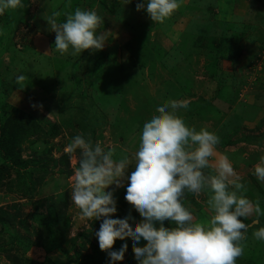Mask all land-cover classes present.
Listing matches in <instances>:
<instances>
[{
	"label": "rangeland",
	"instance_id": "rangeland-1",
	"mask_svg": "<svg viewBox=\"0 0 264 264\" xmlns=\"http://www.w3.org/2000/svg\"><path fill=\"white\" fill-rule=\"evenodd\" d=\"M138 2L124 5V0H71L69 5L68 0H30L25 9L0 16V123L14 118L13 109L18 107L40 122L44 119L41 124L45 129L52 123L59 127L55 137L37 133L23 140L22 157L38 162L27 168L33 171L27 179L18 176L17 166L0 160V217L8 221V225L0 221V245L4 248L0 264H51L45 260L44 251L50 235L43 233L32 215L46 213L61 192L70 194L68 178L78 166V154L69 159V165L55 161L65 154L63 149L72 137L83 133L93 143L102 141L116 149L117 157L122 149L132 152L143 122L157 103L167 99L189 102L187 110H180L185 121L197 130L206 126L216 132L220 136L218 155L238 160L231 162L238 182L244 184L242 194L252 203L253 194L261 197L264 184L257 181L254 167L264 156V0H182L173 20L170 17L164 23H155L146 11H137ZM77 7L95 9L105 18L101 31L109 32V40L102 50H85L80 57L60 56L54 51L56 33L44 16L59 11L62 21ZM206 7L209 15L203 12ZM9 15L16 21L9 22ZM221 21L230 23L225 29L229 28L232 35L220 50L224 57L223 79L228 86L225 92L230 93L227 101L219 99L218 82L206 73L213 56L216 52L218 55ZM200 31L211 36L189 50L190 41ZM147 35L150 37L144 42ZM183 37L187 41L185 49L184 44H178ZM170 50L182 56L177 60L166 55ZM20 74L26 77L21 86L15 79ZM255 103L262 105L250 109L247 119L244 110ZM245 137L254 138L244 141ZM204 172L215 174L208 168ZM121 185L110 186L107 191H114L115 215L123 218L130 214L129 223L134 225L142 218L134 216L133 205L129 210L125 207L126 180ZM208 195L207 191L198 196L185 195L184 203L196 221L212 215L207 207ZM68 203L62 211L64 232H58L59 247L49 257L55 259L61 254V260L76 264L80 252H94L91 243L99 246L95 232L100 226L79 219L71 198ZM259 207L264 212L263 205ZM254 221L264 227L262 215ZM254 221L249 224L244 255L237 264H254L252 259L264 264V242L252 235L259 228ZM164 225L175 227L170 220ZM12 233L36 244L25 251L21 244L12 243ZM130 240L125 237L127 250L116 264H138Z\"/></svg>",
	"mask_w": 264,
	"mask_h": 264
},
{
	"label": "clouds",
	"instance_id": "clouds-1",
	"mask_svg": "<svg viewBox=\"0 0 264 264\" xmlns=\"http://www.w3.org/2000/svg\"><path fill=\"white\" fill-rule=\"evenodd\" d=\"M29 2L0 0V16L10 10L25 9ZM181 2L140 0L136 10L146 11L155 23H164ZM130 3L132 0H124V5ZM61 15L55 11L44 16L56 33L54 51L60 56L80 57L85 50L105 47L109 32L101 31L105 18L95 9L77 7L62 21ZM15 79L21 86L26 77L20 74ZM188 108L187 100L167 99L157 103L140 128L133 145L135 150L122 149L119 157L115 148L102 141L93 143L83 133L72 137L64 147L70 158L78 154V166L68 178L71 201L79 210V219L102 220L95 236L100 249L107 252L108 264L123 260L127 250L125 237L131 238L138 264H237L244 255L249 225L243 220L253 212L257 215L264 212L258 203L254 206L242 194L244 184L238 182L229 157L218 155L220 136L206 126L197 130L185 121L180 110ZM206 168L215 174L206 175ZM254 175L264 184V156L255 165ZM122 180H126V201L142 217L134 225L129 223L130 214L112 218L117 212V201L114 191L107 189L113 185L121 187ZM205 191L209 193L207 207L212 215L196 221L184 198L186 193L198 196ZM166 220L175 227H165ZM252 235L264 242V227ZM117 239L122 243L113 249ZM142 240L146 244L140 246Z\"/></svg>",
	"mask_w": 264,
	"mask_h": 264
},
{
	"label": "trees",
	"instance_id": "trees-1",
	"mask_svg": "<svg viewBox=\"0 0 264 264\" xmlns=\"http://www.w3.org/2000/svg\"><path fill=\"white\" fill-rule=\"evenodd\" d=\"M254 10H255V8H254ZM206 11H208L207 14L208 13L210 14L209 9L207 7H206L205 11H203V12H206ZM253 12L254 11H252V13ZM20 15H18V17ZM208 15H207V22L206 23H209L208 22V18H209ZM173 16L174 15L171 16L170 21L173 20ZM7 20L9 22H11V21L15 22L16 21V19H13L12 15H9L7 17ZM221 22H222V29L220 28L221 31L219 34V43L217 46L218 55L216 52L215 53L216 56H213L214 58H213L212 66L209 65V67H211L210 71L207 69L206 73H207L209 78H213L214 80H216L218 82L217 92H218V96L220 97L219 99L227 101L230 99L229 95H228L230 93L225 92V90L228 89L227 88L228 86L224 83V79H223L224 77H223L222 69H223L224 57H222L220 55V52H221L220 50L222 48V45H225L226 42L229 40V38L232 37V35H231V31L229 32V28L225 29L226 25H227L226 23H228V25L230 23L226 22V21H221ZM199 26L204 28L202 25H199ZM206 36L210 37L211 35H205V34L201 33V31H200V33L195 35V38L190 41V44L188 45L187 48L189 50H191L192 48L195 47V44L197 45V43L201 42L204 39V37H206ZM149 37L150 36L147 35L144 42H147ZM183 38H184V41H183V39H180V42L178 44H180V47H181V45L184 44L182 49H185V47L187 45V41H186V37H183ZM138 40L140 41V39H138ZM144 42H142V44ZM175 48H178V47L175 46ZM171 52L172 51L170 50V51H167L165 54L174 58V59L176 58L177 60H178L179 56H182V55H178L177 53H171ZM186 56H187V53L185 55H183V57H186ZM193 85H194V83H192V86ZM224 85H226V86H224ZM258 103H255L252 107L248 106V110H244V112H245L244 115L247 116V119H248V117L251 116L250 109L253 110L255 107H260V105H262V104H258ZM13 115H14V118H16L15 120H14V118L11 117V118L6 119L3 124L0 123V160L3 159L4 160L3 162H8V163H11L12 165L17 166L18 167V170H17L18 176L21 177L23 180H25V179H27V176H29L33 173V171H27V168L29 166H31L32 163L38 164V162L35 160L32 161L31 159L29 160V159H25L22 157L23 140L28 138L29 136L36 135L37 133H45L46 135H49L51 137H55L58 135L59 127L56 123H52V125L49 129H45L41 124L44 119H41V122H40L37 118L34 117V115H32L31 113H28V112H26L23 109H20L18 107H14ZM0 119H1L0 122H2L3 119L2 118H0ZM46 121L49 122L50 120L46 119ZM9 126H10V129L6 133L7 128H9ZM130 129L131 128H126L125 130H130ZM5 133L7 134V137L5 136ZM128 137H129V135H128ZM253 138L254 137H245L244 141H250ZM8 139H9V142H6ZM129 144L130 143H128L126 145L127 146L132 145V144H130V145ZM227 144H228V142H227ZM6 150H7V152H6ZM69 159H70L69 155L65 153L61 156V158L58 162L57 161H55V162L58 165H60V164L69 165V163H70ZM231 160H234L235 162L238 163V160H236V159L231 158L230 161ZM232 164H233V162H232ZM24 169H25V171H23ZM208 171L210 173L214 174V171L211 168H208ZM262 187L260 188V191H262V193H261L262 195L260 198L258 197L259 195L257 196V195L253 194V196H254L253 204L256 205L258 203L259 205H263V207H264V186H262ZM69 198H70V194L68 191L61 192L57 196V199H54L48 205V209H47L46 213L35 212L32 215L33 219L36 220V222H38L39 225L44 229L43 233H48L50 235V240L44 246V251L46 254L45 260H48L49 262H51V264H68V262L66 260H61V258H60L61 254L56 255L57 258H55V259L54 258L52 259L51 257H49V254L52 253L53 251L57 250L59 247V244H58L59 242H56L57 238H58V232H61V233L64 232V229L61 225V222H62L61 220L64 219V214L62 213V211H64V209L67 208V206L69 204L68 203ZM60 203H62V206ZM124 203L126 204L125 207L129 210V208H131V204L128 201H125ZM261 210H263V209H261ZM134 216L136 218H142V217H140L139 212L136 209L134 212ZM258 216L259 215L255 214V212H253V214L251 215L250 218H248L247 220H243V218H242V220H243V222H245L249 225L254 220H256ZM112 218H121V216L115 215ZM262 218L264 220L263 215H262ZM0 221L3 224L8 225V221L6 219H4L3 217H0ZM95 222H96V224H98L100 226V224L102 223V220L95 221ZM260 225H261V223L259 222V223H257L256 226L260 228ZM6 228H8V227H6ZM11 236H12V243L21 244L24 247L25 251H29L36 244V243L33 244V241H31L27 237L20 235L19 233H15V234L12 233ZM130 242H131V240H130ZM121 243L122 242L119 239H117L113 245V249L119 248ZM91 244H92V249L94 252L93 253H86V254H83L80 252L78 254V257L75 259V260H77L76 264H107L108 263L107 252L102 251L98 245H95L93 243H91ZM141 244H146V241L142 240L140 242V245ZM3 250H4V248L0 245V251H3ZM255 260L256 259H252L250 261H252L254 264H258L257 260L256 261Z\"/></svg>",
	"mask_w": 264,
	"mask_h": 264
}]
</instances>
